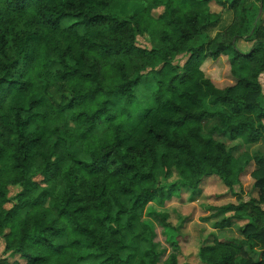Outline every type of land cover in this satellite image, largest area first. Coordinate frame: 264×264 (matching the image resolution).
<instances>
[{"label":"trees","instance_id":"16d2710c","mask_svg":"<svg viewBox=\"0 0 264 264\" xmlns=\"http://www.w3.org/2000/svg\"><path fill=\"white\" fill-rule=\"evenodd\" d=\"M118 1L0 0V264H180L178 229L148 206L211 177L237 196L251 163L257 198L210 205L217 226L244 221L243 238L203 242L198 257L264 264V153L236 159L214 135L264 141V0H132L129 14ZM213 2L234 17L210 37ZM220 55L233 85L201 69Z\"/></svg>","mask_w":264,"mask_h":264},{"label":"rangeland","instance_id":"374dc122","mask_svg":"<svg viewBox=\"0 0 264 264\" xmlns=\"http://www.w3.org/2000/svg\"><path fill=\"white\" fill-rule=\"evenodd\" d=\"M137 1H124L119 0L113 4V9L117 12H123L126 14L132 13L136 10ZM212 10L220 12V20L215 25L209 28V36L214 37L219 31H222L233 21V13L229 8L223 9L216 3H212ZM261 14L258 15V19L264 24V8L260 7ZM259 11V13H260ZM162 9L154 10L153 14L157 16L161 13ZM139 44L142 46H151L152 43L146 36H139ZM239 49L243 51H248L252 46V42H246L240 40L237 42ZM183 62V59L181 63ZM202 71L205 76L220 87H226L235 84L236 80L230 73V63L226 55H220L218 58H208L201 65ZM259 81L262 85V90L264 93V73L260 75ZM115 107H120L114 104ZM120 109V108H118ZM215 124V120H206L204 122L203 131L209 133L211 127ZM216 138L224 141L228 148L232 149L233 156L239 159L244 153H249L251 155L264 153V141L261 140L254 144L245 145L241 140L233 141L230 140L228 135H218L214 134ZM73 150L79 153V148L75 146ZM163 151V148L159 149V153ZM255 164L251 163L247 167L246 171L241 175V183L236 187V191L239 193L237 196L233 195L230 190H228L224 184L215 177L212 179H204L201 190H190L189 188H184L183 191L174 196L171 199H167L164 203H159L157 200L152 202L148 208L151 206L157 211L167 213L169 215V223L179 231V247H180V264H201L198 252L199 248L203 242L207 244H212L215 237L219 239H239L241 240V226L245 223L244 221L233 220L232 223L225 227L217 226V222H220L223 214L213 213L210 208L211 204L224 205L226 203H238L242 200H249L251 198H257L258 189L253 187L254 180L249 175L254 169ZM64 184L61 181H57L55 184L50 186V193L56 194L61 191ZM20 191L18 187L11 188V195L16 194ZM124 202L129 204V199L124 197ZM264 208V205H263ZM145 220L154 226H157L155 220L145 214ZM144 226H142L143 228ZM142 228L133 227L132 231H126V239L130 242L133 247H138V233L142 232ZM65 237L62 236L59 241H64ZM161 243L160 247L163 249H169L162 235L158 238ZM4 243L0 245V258L3 255ZM252 257L255 259L260 258L259 255L251 253ZM162 264V262H161Z\"/></svg>","mask_w":264,"mask_h":264},{"label":"crops","instance_id":"0c3cea01","mask_svg":"<svg viewBox=\"0 0 264 264\" xmlns=\"http://www.w3.org/2000/svg\"><path fill=\"white\" fill-rule=\"evenodd\" d=\"M251 173V172H250ZM250 175V174H249ZM210 179H212L213 180V178L211 177ZM203 184V183H202ZM201 188H202V186H201ZM263 206V205H262Z\"/></svg>","mask_w":264,"mask_h":264},{"label":"water","instance_id":"95a60500","mask_svg":"<svg viewBox=\"0 0 264 264\" xmlns=\"http://www.w3.org/2000/svg\"><path fill=\"white\" fill-rule=\"evenodd\" d=\"M261 7H262V5H261ZM261 10V9H260ZM261 14V11H260V13H259V15Z\"/></svg>","mask_w":264,"mask_h":264}]
</instances>
